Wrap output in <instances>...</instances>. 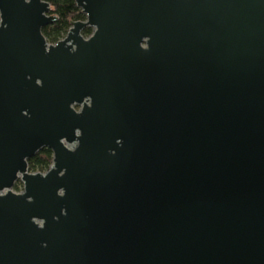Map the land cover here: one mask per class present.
<instances>
[{
    "label": "water",
    "instance_id": "water-1",
    "mask_svg": "<svg viewBox=\"0 0 264 264\" xmlns=\"http://www.w3.org/2000/svg\"><path fill=\"white\" fill-rule=\"evenodd\" d=\"M75 1L0 0V264H264V0Z\"/></svg>",
    "mask_w": 264,
    "mask_h": 264
},
{
    "label": "trees",
    "instance_id": "trees-1",
    "mask_svg": "<svg viewBox=\"0 0 264 264\" xmlns=\"http://www.w3.org/2000/svg\"><path fill=\"white\" fill-rule=\"evenodd\" d=\"M51 5V12L58 16V20L43 28L47 40L50 43H56L64 38L68 29L72 26V21L85 20L86 16L77 6L75 0H45ZM92 28H85L82 33L89 36ZM53 152L50 148L44 147L39 150L35 156L28 160L29 170L31 172H46L52 165Z\"/></svg>",
    "mask_w": 264,
    "mask_h": 264
},
{
    "label": "rangeland",
    "instance_id": "rangeland-1",
    "mask_svg": "<svg viewBox=\"0 0 264 264\" xmlns=\"http://www.w3.org/2000/svg\"><path fill=\"white\" fill-rule=\"evenodd\" d=\"M13 190L15 192H21L23 191V183L21 181H17L16 184L13 187Z\"/></svg>",
    "mask_w": 264,
    "mask_h": 264
},
{
    "label": "built area",
    "instance_id": "built-area-1",
    "mask_svg": "<svg viewBox=\"0 0 264 264\" xmlns=\"http://www.w3.org/2000/svg\"><path fill=\"white\" fill-rule=\"evenodd\" d=\"M76 109H79V106H74Z\"/></svg>",
    "mask_w": 264,
    "mask_h": 264
}]
</instances>
